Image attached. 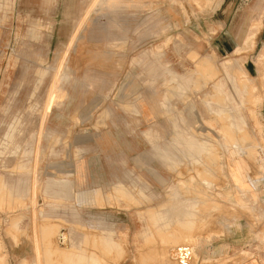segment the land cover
Here are the masks:
<instances>
[{
    "label": "rangeland",
    "instance_id": "rangeland-1",
    "mask_svg": "<svg viewBox=\"0 0 264 264\" xmlns=\"http://www.w3.org/2000/svg\"><path fill=\"white\" fill-rule=\"evenodd\" d=\"M221 2L0 0V264H264V0Z\"/></svg>",
    "mask_w": 264,
    "mask_h": 264
},
{
    "label": "crops",
    "instance_id": "crops-1",
    "mask_svg": "<svg viewBox=\"0 0 264 264\" xmlns=\"http://www.w3.org/2000/svg\"><path fill=\"white\" fill-rule=\"evenodd\" d=\"M228 2V0H222V2H221V6H220V9L222 10V9H224V5L226 4ZM239 11V8H237V12ZM204 16H207L206 14L204 15ZM209 16V15H208ZM226 26V25H225ZM262 31L260 30V28L259 27H256L255 29H253V31L251 32V37H250V40H253V38H255L256 37V35L257 34H260ZM232 33H238V32H232ZM239 33H242V32H239ZM36 46V50L38 51V53H34V55H36V54H40L43 50H44V44L43 43H39V42H37V44L35 45ZM244 49V47L243 46H241V47H238L237 49H235L234 50V53H240L242 50ZM27 60H29V62H28V64L30 65V66H35V57H32V58H30L29 57V59H27ZM155 106H156V104H155V102L154 101H147V103H146V105H142L141 106V111L142 112H144L146 115H153V113H154V111H155ZM147 109V110H146ZM263 114H264V107H263ZM147 116V117H148ZM188 149L186 150V151H189V153L188 154H192L193 156H195L194 154H199V153H201V150H202V144L200 143H196V141L194 140V139H190L189 140V143H188ZM164 156V155H163ZM196 158V157H195ZM236 179H237V177L236 176H234ZM241 181V180H240ZM242 183L243 184H245L244 183V181H242ZM97 192V190H95V191H93V192H89V191H85V192H83L81 195H82V197L84 198V200H90L91 199V196H93V194L94 193H96ZM194 205V204H193ZM192 205H188V207H191ZM193 207V206H192ZM191 214V211H181V214L179 215V216H181V215H190ZM36 264H37V261H36Z\"/></svg>",
    "mask_w": 264,
    "mask_h": 264
},
{
    "label": "bare ground",
    "instance_id": "bare-ground-1",
    "mask_svg": "<svg viewBox=\"0 0 264 264\" xmlns=\"http://www.w3.org/2000/svg\"><path fill=\"white\" fill-rule=\"evenodd\" d=\"M208 64V63H207ZM209 77V76H208ZM53 88V87H52ZM54 92V91H53ZM56 95V94H55ZM57 96V95H56ZM58 99V98H57ZM62 99V98H61ZM33 168V167H32ZM187 182V181H186ZM239 182V181H238ZM185 187V186H184ZM190 187V186H189ZM6 191V190H5ZM2 192V191H1ZM4 192V191H3ZM188 192V191H187ZM2 202V201H1ZM12 204V203H11ZM54 225V224H53ZM56 227V226H55ZM54 227V228H55ZM58 228H59V226H58ZM61 228V227H60ZM63 228V227H62ZM57 230V229H56ZM45 231V230H44ZM35 233V232H34ZM48 233H49V231H48ZM36 234V233H35ZM46 234V233H45ZM57 233H55V235H56ZM94 239V238H93ZM36 242V241H35ZM57 242H58V245H59V247H60V249L59 250H66L67 248H68V246H69V241H68V234L66 233V232H64V231H62V230H60L59 232H58V234H57ZM38 246V245H37ZM182 247V246H181ZM182 249L184 250V252H182L184 255L182 256L181 255V257H182V259H183V261L184 262H187L186 261V259H187V257L189 256V252H187L188 251V247L187 248H184V246L182 247ZM181 249V250H182ZM180 250V249H179ZM174 251H176V250H174ZM93 253V252H92ZM51 254V253H50ZM179 254V253H178ZM39 255H41V254H39ZM38 256V255H37ZM180 256V255H179ZM40 257V256H39ZM64 263H65V261H64ZM37 264H41V261H39V259L37 258Z\"/></svg>",
    "mask_w": 264,
    "mask_h": 264
},
{
    "label": "built area",
    "instance_id": "built-area-1",
    "mask_svg": "<svg viewBox=\"0 0 264 264\" xmlns=\"http://www.w3.org/2000/svg\"><path fill=\"white\" fill-rule=\"evenodd\" d=\"M258 161L260 162L261 167L264 171V148L259 150Z\"/></svg>",
    "mask_w": 264,
    "mask_h": 264
}]
</instances>
